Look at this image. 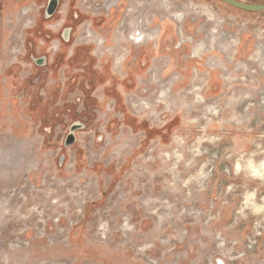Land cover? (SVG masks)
I'll return each instance as SVG.
<instances>
[{"label":"rangeland","instance_id":"374dc122","mask_svg":"<svg viewBox=\"0 0 264 264\" xmlns=\"http://www.w3.org/2000/svg\"><path fill=\"white\" fill-rule=\"evenodd\" d=\"M2 1L0 79L15 64L22 83L31 72L24 35L52 34L30 27L46 20L39 6L48 0ZM98 1L114 6L109 26L134 45L127 64L140 72L112 73L101 108L99 86L83 103L81 58L36 75L41 103L53 95L45 118H32L23 89L0 99V264H264V11L218 0ZM67 3L55 18L72 23ZM100 16L79 15V40L88 20L103 27ZM139 32V42L158 39L159 52L136 46ZM241 36L253 67L212 71ZM118 43L116 55L126 54ZM69 113L90 120L64 146Z\"/></svg>","mask_w":264,"mask_h":264},{"label":"flooded vegetation","instance_id":"af4514ba","mask_svg":"<svg viewBox=\"0 0 264 264\" xmlns=\"http://www.w3.org/2000/svg\"><path fill=\"white\" fill-rule=\"evenodd\" d=\"M22 2H28V7L35 6V2L32 0H21ZM67 7L70 5V2H74V10L72 13V17L74 22H69L67 20V16H61L57 19L55 18V14L58 11L59 7V0H58V5L55 10V12L48 16L46 15L45 9L43 10L44 6H39V9H42V17H46V20L41 18V17H34L32 25L30 26L31 28L36 27H45L47 31H52V34H44V35H38L32 34L28 32V34H25L23 37V42L25 48H27V58L26 61L28 65L31 68V72L29 75L22 81L19 82V72L20 68L19 66L13 64L11 66V71L3 73V77L0 79V99L2 101H10V98H13L14 93L17 90H25V96L29 98L27 102V107L29 110V114H31L32 118H36V116H40L41 119L45 118L47 109L45 106H48L53 102V95L51 94V90L48 92V96L45 100V103H41V98H40V91L38 90L39 88V82L42 79H36V75H39L42 71L44 70H49V74L51 76H54L56 74V69L58 70L59 65L62 63V65L66 64L67 67L65 69L70 70L72 69V64L75 62V58H81L82 63H81V72L83 74H80L81 76V82L80 86L85 91V96L83 97V103L86 104L87 108L90 106L89 103H91L92 99H89L90 96V90H93L95 86L97 87L100 96L95 97V104L98 103L99 108L102 106L104 107L106 105V98H108L107 91L110 87H112V77L110 76L112 73H120L123 74L125 72L126 75H129L132 71L134 72H140L139 71V65L138 63L136 65H131L128 66L127 60L132 54V48L134 45L130 43L126 44L128 47V51H125L126 54L124 55L121 63L119 64V67L115 65V60L114 56L116 55L115 50L117 49V46L115 42L113 41V34H106L105 29L111 30V33H113L114 28L116 24L113 22L111 26H109V22L112 20H108V18L111 15V10H109V13L107 15H102L99 18H105L103 27L101 29L96 30L93 28V20L90 19L89 21V31L93 34H90L88 32L87 35H84L83 37L85 40H79V36H82V33H80L79 30H77V20L79 19V15H84V16H90L83 10L79 8L77 5L76 0H67ZM21 2V3H22ZM48 2V1H47ZM47 5V3H46ZM22 7V6H21ZM20 7V8H21ZM25 7V6H23ZM22 7V8H23ZM37 11V10H36ZM60 12H58L59 14ZM53 18V19H52ZM80 20V19H79ZM78 20V21H79ZM43 22H47L43 24ZM76 22V23H75ZM81 23V22H80ZM83 23V22H82ZM81 23V24H82ZM43 24V25H42ZM109 28H108V27ZM163 28V26H161ZM91 30H94L91 31ZM77 33L75 34V32ZM79 31V32H78ZM88 31V30H87ZM82 32V31H81ZM96 36L101 39L102 42H97V40L92 37ZM137 41L135 44L138 47H141L142 49H146L145 51L150 55L152 52H159L158 49L159 44L158 39L154 40V44L152 46L150 45L149 42H139V39H135ZM79 45H83L78 48ZM140 49V48H138ZM155 49V50H153ZM134 51V50H133ZM114 55V56H113ZM156 57V56H155ZM158 57V56H157ZM193 58V57H192ZM147 60V59H146ZM145 60V61H146ZM150 59L148 57V61L144 62V60L141 62V66H147L146 69H148L150 65ZM80 64V63H79ZM61 65V66H62ZM70 66V67H69ZM93 69V71H92ZM96 73L97 77L93 74ZM164 72V70H163ZM161 71V73H163ZM143 72H141L142 74ZM140 74V73H139ZM105 75H108L109 78L105 79L102 82H99V78H103ZM164 75V74H163ZM34 76V77H33ZM43 76V75H41ZM105 78V77H104ZM36 79V80H35ZM123 86V83H120ZM88 97V98H87ZM119 101L115 100V105L118 104ZM121 105H123L122 113H123V118L124 120H131L130 118V112L128 111L127 108H125V104L122 100H120ZM43 107V110L39 111V107ZM85 106V107H86ZM41 107V108H42ZM86 108V109H87ZM85 109V110H86ZM90 110V115H93V113ZM40 112V113H39ZM45 114V116H44ZM90 120L89 118H86L85 120L82 119V117L79 118V116H76L75 114H68V123L65 125L66 131L64 132L63 140L62 143L64 144L66 141L69 140L71 137L72 139L75 138V141L77 139V133L81 131V128H87V122ZM112 121L111 118H109L103 128V131L106 132V124L108 122ZM112 126V125H111ZM108 128V127H107ZM68 137V139H67ZM97 137L99 140L102 139V134H97Z\"/></svg>","mask_w":264,"mask_h":264},{"label":"crops","instance_id":"0c3cea01","mask_svg":"<svg viewBox=\"0 0 264 264\" xmlns=\"http://www.w3.org/2000/svg\"><path fill=\"white\" fill-rule=\"evenodd\" d=\"M14 1H16V0H12V2L14 3ZM11 2V3H12ZM12 3V6H13V8H14V4ZM8 8H12V7H9L8 6ZM6 10H7V6L5 5V3L1 0L0 1V18H4L5 17V15H6ZM87 32H89L90 34H93V33H91L90 31H89V29H88V31ZM114 33H115V30L113 31V39L115 40V42L117 41V43L118 42H122V41H124V43L122 42L121 44H120V46H124L125 47V51H128V47L126 46V44H128V37H125L124 36V34L123 35H121L120 36V38H118V39H116V37H118V36H116V33H115V36H114ZM92 37H94V36H92ZM142 36L140 35V32L139 33H137V35H133V38L134 39H140ZM96 40H97V42H102L101 41V39L99 38V37H94ZM244 42H245V40H244V38H243V36H241V38L238 40V43L236 44V47L234 46V49L232 50V52H228V53H226V55L225 56H223V55H221L219 58H221V59H219L220 60V65H219V62H217L218 64H217V66H215V67H213V68H210L212 71H214L215 73H218V74H222L223 72H225V70H231L232 72H234V73H236L235 71L237 70L236 68L237 67H239V68H241L242 69V71L244 72V70H245V67H247V66H249V67H253V66H251V62L249 61V60H251L252 58H250V54H252V53H250V54H248V55H246V52H245V49H244ZM119 44V43H118ZM198 51V49H196V51L194 50V52L196 53ZM125 55V54H124ZM124 55H121V56H117L116 55V60H115V65L117 66V67H119V64L121 63V61H122V59H123V57H124ZM191 60V59H190ZM195 60H199V58L197 59V58H193L192 59V64H195L194 63V61ZM221 60H222V62H221ZM210 61H213V62H215L216 63V60H214V59H212V60H210ZM208 63H210V62H208ZM232 64V65H231ZM197 78V76L195 75L194 76V78H193V83L195 82V79ZM223 85H225V82H224V80H223ZM198 88V87H197ZM199 89V88H198ZM197 94V93H196ZM198 95V97L200 96L199 94H197ZM201 97V96H200ZM201 99H202V97H201Z\"/></svg>","mask_w":264,"mask_h":264},{"label":"water","instance_id":"95a60500","mask_svg":"<svg viewBox=\"0 0 264 264\" xmlns=\"http://www.w3.org/2000/svg\"><path fill=\"white\" fill-rule=\"evenodd\" d=\"M221 1L225 4H228L234 8L243 10V11H248V12H259V11H264V3H250V2H243L239 0H218ZM58 5V0H48L45 12L47 17L52 15ZM68 139V137H67ZM75 143V138H69L68 141L64 143V146H70Z\"/></svg>","mask_w":264,"mask_h":264},{"label":"built area","instance_id":"2783aa9c","mask_svg":"<svg viewBox=\"0 0 264 264\" xmlns=\"http://www.w3.org/2000/svg\"><path fill=\"white\" fill-rule=\"evenodd\" d=\"M88 0H76L77 5L79 6V8L81 10H83L84 12H86L87 14H89L90 16H97L102 14V11H109L112 7L114 6H110V5H101V2H99L98 0H93V2H91V0H89V2L87 3Z\"/></svg>","mask_w":264,"mask_h":264},{"label":"bare ground","instance_id":"6f19581e","mask_svg":"<svg viewBox=\"0 0 264 264\" xmlns=\"http://www.w3.org/2000/svg\"><path fill=\"white\" fill-rule=\"evenodd\" d=\"M238 164H239V163H238ZM238 164H237V165H238ZM239 167H240V166H239ZM251 167H252V166H251ZM255 169H256V168H255ZM257 169H258V168H257ZM253 171H254V170H253ZM257 172H259V171H257ZM253 173H254V172H253ZM258 176H259V175H258ZM258 176H257V177H258ZM260 176H261V175H260ZM260 178H261V177H260ZM262 178H263V177H262ZM249 194H250V193H249ZM246 197H247V195H246ZM248 198H250V196H249ZM248 198H247V199H248ZM262 200L264 201V199H262ZM244 201L246 202V200H244ZM248 201H249V200H248ZM245 205H246V204H245ZM243 206H244V205H243ZM243 206H242V207H243ZM255 208H256V207H255ZM258 210H259V208H258Z\"/></svg>","mask_w":264,"mask_h":264}]
</instances>
